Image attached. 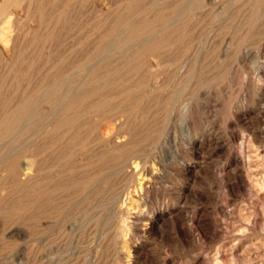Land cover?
Listing matches in <instances>:
<instances>
[{"label":"rangeland","instance_id":"obj_1","mask_svg":"<svg viewBox=\"0 0 264 264\" xmlns=\"http://www.w3.org/2000/svg\"><path fill=\"white\" fill-rule=\"evenodd\" d=\"M263 13L0 0V264H213L232 243L228 264H264ZM234 152L252 199L221 177Z\"/></svg>","mask_w":264,"mask_h":264},{"label":"bare ground","instance_id":"obj_2","mask_svg":"<svg viewBox=\"0 0 264 264\" xmlns=\"http://www.w3.org/2000/svg\"><path fill=\"white\" fill-rule=\"evenodd\" d=\"M3 2V1H2ZM215 3V2H214ZM3 5V4H2ZM234 10V9H233ZM264 14V13H263ZM264 19V18H263ZM257 20H259V18L257 19ZM258 26H260V25H258ZM259 31V30H258ZM260 33V32H259ZM262 33V32H261ZM254 36V35H253ZM191 38V37H190ZM259 39V38H258ZM263 39V38H262ZM262 39H260V40H262ZM259 41V40H258ZM259 43V42H258ZM234 46V45H233ZM262 46V45H261ZM254 48V47H253ZM260 48V47H259ZM11 49V48H10ZM199 49V48H198ZM228 49V48H227ZM233 49V48H232ZM263 49V48H262ZM200 51V50H199ZM260 51V50H259ZM196 53V52H195ZM194 53V54H195ZM223 53V52H222ZM193 54V55H194ZM198 55H199V53H198ZM198 55H197V57H198ZM211 55V54H210ZM259 55V54H258ZM257 55V56H258ZM260 57V56H259ZM195 58V57H194ZM196 59V58H195ZM194 59V60H195ZM259 59V58H258ZM199 62V61H198ZM184 66V65H183ZM188 69V68H187ZM182 70V69H181ZM181 70L179 71V72H181ZM254 71V73H252V75L254 76V79L256 78V77H259V76H261V75H264V64H260V63H256L255 64V67H254V69H253ZM245 73V72H244ZM187 74V73H186ZM248 74V73H247ZM249 75H251V74H249ZM248 77V76H247ZM250 77V76H249ZM246 78V77H245ZM253 77H251V79H252ZM259 78H261V77H259ZM264 78V77H263ZM198 79V78H197ZM253 79V80H254ZM257 79V78H256ZM264 80V79H263ZM256 81V80H255ZM258 81V80H257ZM260 81V80H259ZM259 81H258V83L257 82H255V83H257V88L256 89H258L259 90V92H258V94L260 93V91H263L264 90V83L262 84V83H259ZM178 83V82H177ZM248 84V83H247ZM252 84V83H251ZM254 84V83H253ZM256 86V85H255ZM193 87V86H192ZM255 89V88H254ZM254 91H256V90H254ZM257 94V93H256ZM262 94H264V93H262ZM260 96V95H259ZM262 99L264 100V96L262 97ZM258 101V100H257ZM262 101V100H261ZM256 102V101H255ZM259 102V101H258ZM263 102V101H262ZM258 104V103H257ZM256 104V105H257ZM262 106V105H261ZM260 106V107H261ZM264 106V105H263ZM262 106V108H264ZM257 107V106H256ZM264 110V109H263ZM261 111V110H260ZM260 113V112H259ZM263 117V116H262ZM264 118V117H263ZM232 132V131H231ZM125 133V132H124ZM189 133V132H188ZM109 142V141H108ZM193 142V141H192ZM240 143V142H239ZM126 145V144H125ZM241 145V144H240ZM121 146V145H120ZM247 147V146H246ZM250 148V147H249ZM142 149V148H141ZM242 149V148H241ZM238 151V150H237ZM239 153V152H238ZM137 154V153H136ZM241 154H243V153H241ZM249 154V153H248ZM259 154V153H258ZM247 155V154H246ZM258 159V158H257ZM143 161V160H142ZM138 163V162H137ZM131 164V163H130ZM140 166V165H139ZM120 167V166H119ZM130 167V166H129ZM128 169V168H127ZM129 171H131V170H129ZM137 171V170H136ZM135 171V172H136ZM132 172V171H131ZM146 171H144V170H142L141 171V173H140V179H139V181H138V185H139V188L138 189H141L142 190V192L144 193V194H148L153 188H154V186H155V184H154V178L155 177H152V178H147L146 176H147V173H148V170H147V173H145ZM220 172H221V177L223 176L224 178H225V176H235V177H238V179H240L239 180V182H240V188H241V190L244 192V194L245 195H247L248 197H250L251 199H252V194L254 193V190H253V188H254V186H253V183H252V178H251V169H250V163H249V161L247 160V156L245 157V155H244V157L242 156V155H239V154H237V153H232L230 156H229V160H228V162L224 165V166H222V168H221V170H220ZM134 173V172H133ZM135 174V173H134ZM26 175V174H25ZM128 175H133L132 173H125V176L128 178ZM138 175V174H137ZM139 176V175H138ZM151 176V175H150ZM218 176V175H217ZM263 178V182H264V176L262 177ZM231 179H233V178H231ZM222 180V179H221ZM156 181H157V179H156ZM227 181V180H226ZM262 181V180H261ZM227 184H228V182H227ZM262 184V183H261ZM121 185V184H120ZM225 186V185H224ZM124 187V186H123ZM138 187V186H137ZM223 187V186H222ZM228 187H229V185H228ZM227 187V188H228ZM111 188V187H110ZM258 188V187H257ZM227 190V189H226ZM264 190V189H263ZM140 192V191H139ZM141 192V193H142ZM263 192V191H262ZM142 197V196H141ZM223 197V196H222ZM144 198H146V197H144ZM259 198V197H258ZM100 199H102V198H100ZM264 199V198H263ZM251 201V200H250ZM264 201V200H263ZM142 202V201H141ZM98 203V202H97ZM179 203V202H178ZM223 203V202H222ZM142 204V203H141ZM224 205H225V203H224ZM261 205V204H260ZM250 206V205H249ZM260 207V206H259ZM143 211V210H142ZM135 212V211H134ZM139 213V212H138ZM100 214V213H99ZM141 215V214H140ZM135 216V215H134ZM137 216H139V215H137ZM134 218H136V217H134ZM249 218V217H248ZM247 218V219H248ZM137 219V218H136ZM138 219H139V217H138ZM250 219V218H249ZM239 220V219H238ZM136 221V220H135ZM248 222V221H247ZM210 223V222H209ZM249 223H251L252 225L253 224H256V219L254 218V217H252L251 219H250V221H249ZM198 224V223H197ZM106 225V224H105ZM257 226V225H256ZM197 225L196 226H194L193 225V230H196L197 229ZM201 227V226H200ZM199 228V227H198ZM145 229V228H144ZM261 229V228H260ZM240 230V229H239ZM245 230V229H244ZM197 231V230H196ZM212 231V230H211ZM217 232H218V230L216 231H214V233L215 234H217ZM204 233V232H203ZM238 233V232H237ZM194 236V235H193ZM197 236V235H196ZM215 236V235H214ZM238 236V235H237ZM236 236V237H237ZM197 238V237H196ZM213 239V238H212ZM218 239H220V238H218ZM223 239V238H222ZM236 240V239H235ZM240 241V240H239ZM236 242H238V241H236ZM261 244H263V243H261ZM223 245V244H222ZM221 245V246H222ZM232 246H231V249H229L230 248V246H229V248H228V250H222V252H219V253H216V255H215V257H213L212 259H213V261H214V263L213 264H221V263H223L224 261H225V263L226 264H228L227 262H226V259L228 258V260H230V261H234V259H233V257L235 256H233V254H234V250H235V245H233V243L231 244ZM203 247V246H202ZM223 247V246H222ZM221 247V248H222ZM218 248V247H217ZM220 248V247H219ZM247 248V247H246ZM99 249V248H98ZM226 249V248H225ZM201 250V249H200ZM220 250V249H219ZM217 251V250H216ZM218 252V251H217ZM249 252V251H248ZM93 253V252H92ZM194 253V252H193ZM242 253H244V252H242ZM96 255V254H95ZM213 256V255H212ZM211 256V257H212ZM199 257V256H198ZM196 258H197V256H196ZM209 259V258H208ZM255 259V258H254ZM253 259V260H254ZM224 260V261H223ZM240 260V259H239ZM207 262L206 260H205V258H203V257H201L200 259H198V263H205V262ZM237 261V260H236ZM196 262V261H195ZM212 262V261H211ZM229 262V261H228Z\"/></svg>","mask_w":264,"mask_h":264}]
</instances>
